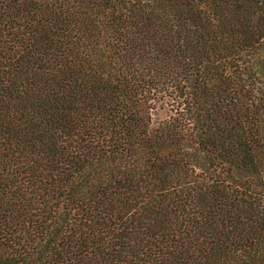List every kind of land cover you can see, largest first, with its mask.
I'll return each instance as SVG.
<instances>
[{
	"label": "trees",
	"instance_id": "trees-1",
	"mask_svg": "<svg viewBox=\"0 0 264 264\" xmlns=\"http://www.w3.org/2000/svg\"><path fill=\"white\" fill-rule=\"evenodd\" d=\"M0 264H264V0H0Z\"/></svg>",
	"mask_w": 264,
	"mask_h": 264
},
{
	"label": "rangeland",
	"instance_id": "rangeland-1",
	"mask_svg": "<svg viewBox=\"0 0 264 264\" xmlns=\"http://www.w3.org/2000/svg\"><path fill=\"white\" fill-rule=\"evenodd\" d=\"M167 117L166 111L160 110L158 115L154 117V123L157 124L159 121Z\"/></svg>",
	"mask_w": 264,
	"mask_h": 264
}]
</instances>
